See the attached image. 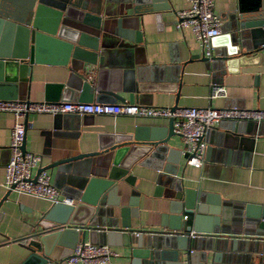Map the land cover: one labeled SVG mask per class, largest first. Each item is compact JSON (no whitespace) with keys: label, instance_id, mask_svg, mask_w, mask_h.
<instances>
[{"label":"crops","instance_id":"1","mask_svg":"<svg viewBox=\"0 0 264 264\" xmlns=\"http://www.w3.org/2000/svg\"><path fill=\"white\" fill-rule=\"evenodd\" d=\"M15 1L18 0H0V11L21 17ZM73 1L84 8L95 9L91 0ZM255 2L257 0H213V11L221 26L220 33L213 38L211 55L234 39H243L249 46H260L223 69L215 66L211 55L207 59L201 56L202 48L189 27L183 30L175 27V12L186 7L184 0H167V8H151L145 0L135 5L131 3L139 11L136 23L140 39L133 48L108 44L107 40L114 37L101 29L98 33L76 30L72 23L63 22L62 18L54 21L43 18L41 25L51 27V32L36 35L33 57L39 60L33 61L29 80L20 82L17 92L30 101L109 102L108 99H113L112 102L152 106L264 109V29L260 26L255 32L241 24L254 22L255 18H237L239 13L243 14L238 12L239 7L249 8ZM259 2L264 4V0ZM36 5L49 12L56 11L51 2L38 1ZM102 40L106 43H100ZM239 46V51L245 49L241 44ZM58 60L67 62L63 64ZM133 84H140L141 89L136 100L130 101L128 89ZM212 84L224 87L226 95L209 98ZM77 118L80 121L77 129H63L53 127L51 114L29 113L22 119L24 148L38 153L42 166L55 159L94 150L97 144L108 141L115 134L132 133L134 128L145 133L152 127L164 126L167 121L161 117L125 114H85ZM12 122V115L0 111V198L7 191L1 181ZM205 144L203 164L200 167L188 165L183 157L184 142L174 134L168 141L171 151L168 159H140L142 163H136L130 170L134 185L125 181L118 183L115 194L119 196V206L131 209L127 214L131 229L161 228L160 220L167 211L174 183L193 188L196 197L200 195L201 204L206 208L201 213L205 218L212 216L208 212L210 206H216L224 218H234L236 211L245 204H264V120H242L233 126L230 120L219 121L206 133ZM37 167L33 168L32 174ZM76 169L70 162L45 169V172L60 193L70 195L79 184L80 171ZM129 194L133 195L134 205H128ZM1 202L0 264H18L25 253L21 245L26 241L24 238L35 231V222L50 204L14 191ZM118 210V206H113L114 215H118ZM184 215H187L186 219L182 214L181 220L191 225L192 214ZM246 244L243 248L240 241L234 248L206 250L207 264L213 254L217 259L212 264H263L261 242ZM108 245L118 255L105 264H131L129 246L134 243L128 247ZM60 249L55 245L54 255ZM137 264L142 263L139 260Z\"/></svg>","mask_w":264,"mask_h":264},{"label":"water","instance_id":"2","mask_svg":"<svg viewBox=\"0 0 264 264\" xmlns=\"http://www.w3.org/2000/svg\"><path fill=\"white\" fill-rule=\"evenodd\" d=\"M38 1H42L43 4L53 3L56 11L49 12L38 7L36 5ZM91 1L95 9L84 8L73 0H18L15 1V7L20 9L24 16L17 17L0 11L1 98H22L17 92L20 82L29 80L32 63L39 60L33 57V49L37 46L36 35L39 32H51L52 29L41 25L40 21L43 18L52 21L62 18L63 22L72 23L76 30L84 29L98 33L101 29L114 37L107 40L108 44L134 47V43L140 39L136 23L139 11L131 3L135 5L144 0ZM145 1H148L151 8L168 7L167 0ZM238 12L243 13L237 16L239 20L244 16L256 19L254 22L241 23L255 32L264 23V4L259 0L249 8L239 7ZM239 40H229L222 50L214 51L210 58L214 60L216 67L220 69L229 67L247 53L260 47L249 46L243 39ZM100 43L106 42L102 40ZM240 44L245 47L243 51H239ZM201 56L204 59L209 58L205 57L203 52ZM57 62L66 64L67 61ZM140 89V84L129 86L130 101L136 100ZM107 101L112 102L113 99ZM77 116L79 115L76 113H56L52 119L53 127L77 129L80 123ZM230 121L232 126L238 123ZM174 134L178 135L172 128V119L168 118L162 127H152L145 133H140L134 128L132 133L115 134L108 141L97 144L94 150L55 159L42 166L38 164L32 179L41 170L70 162L80 171V179L70 195L61 193L73 200L70 204L53 203L35 222V231L26 235L24 238L26 241L21 244L25 253L18 264H68L66 258L70 255L72 246L85 239L92 243L127 247L134 243V246H129L131 264L135 262L137 264L139 260L142 264H207L206 250L214 247L234 248V244L240 241L243 248L249 241L261 242L259 248L260 252H263L264 204H245L236 211L234 218L230 216L224 218L218 213L216 206H210L208 212L212 216L205 218L201 213L206 208L201 204L200 195L196 197L193 188H184L180 183L172 185L173 193L170 195L167 211L160 220L161 228L135 230L129 227L127 214L131 213V209L119 206L120 199L115 194L118 183L125 181L129 185H134V177L130 170L136 163H142L140 159L149 160L152 157L168 159L171 153L168 141ZM20 149L26 151L24 137ZM183 157H187L186 152L183 153ZM9 192L7 189L0 198V205ZM132 198L133 195L129 194L128 205H134ZM113 206H118V215L113 214ZM184 213L192 214L191 225L181 220ZM190 232L194 233L193 237L190 236ZM55 245L61 247L57 255L53 253ZM216 259L213 254L210 264Z\"/></svg>","mask_w":264,"mask_h":264},{"label":"built area","instance_id":"3","mask_svg":"<svg viewBox=\"0 0 264 264\" xmlns=\"http://www.w3.org/2000/svg\"><path fill=\"white\" fill-rule=\"evenodd\" d=\"M186 7L176 10L174 25L178 30L190 28L195 39L199 42L203 55L206 57L212 52V38L220 33L221 22L213 11V0H184ZM264 29V23L261 25ZM225 88L212 84L209 88V98L224 97ZM0 111L7 112L13 117L9 128L7 148L9 155L4 164L1 185L10 191L22 193L31 197H38L53 203L70 204L73 200L61 195L59 189L50 183L45 170L39 171L32 179V170L39 164L40 155L36 152L20 149L24 137L23 118L33 113L108 114L130 115L144 117L171 118L172 128L183 140L188 165L200 167L203 164V155L206 148L205 135L216 123L222 120L260 122L264 120L263 108H239L237 106H152L130 102H97L81 100H28L16 97L15 99L0 97ZM187 215L183 214L186 219ZM194 233L190 232L193 237ZM66 258L68 264H105L118 253L110 246L89 241L76 242ZM264 264V262H263Z\"/></svg>","mask_w":264,"mask_h":264}]
</instances>
